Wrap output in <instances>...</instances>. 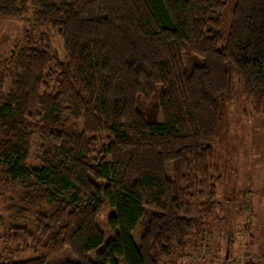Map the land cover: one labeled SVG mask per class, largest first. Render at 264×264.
Wrapping results in <instances>:
<instances>
[{
    "label": "trees",
    "instance_id": "trees-1",
    "mask_svg": "<svg viewBox=\"0 0 264 264\" xmlns=\"http://www.w3.org/2000/svg\"><path fill=\"white\" fill-rule=\"evenodd\" d=\"M228 1L0 0V16L24 17L39 37L0 73V196L23 186L36 230L11 224L0 242L41 250L0 264H161L185 249L203 222L180 211L199 195L211 212L213 143L234 75L264 114V0H236L225 38ZM66 248L76 260L61 258Z\"/></svg>",
    "mask_w": 264,
    "mask_h": 264
},
{
    "label": "rangeland",
    "instance_id": "rangeland-1",
    "mask_svg": "<svg viewBox=\"0 0 264 264\" xmlns=\"http://www.w3.org/2000/svg\"><path fill=\"white\" fill-rule=\"evenodd\" d=\"M235 2L229 0L222 12L221 30L225 38ZM24 16L29 17L30 14ZM32 35L35 39V33L30 30V24L24 17L0 16L1 74L6 76L13 68ZM35 40H39V37ZM51 43L53 50L64 56L62 41L53 31ZM1 88L0 95L8 88L7 79ZM223 98L219 135L213 143L214 167L210 176L216 186V194L211 201V212H204L201 205L208 196L202 199L195 195L185 201L181 214L199 217L203 223L188 237L183 251L175 248L173 255L161 264H264V114L255 112L252 101L247 98L235 75L233 87ZM69 124L73 127L79 125L74 119H70ZM167 173L173 175L172 164L167 165ZM12 204L28 208L27 216L13 219L9 211ZM38 209L25 196L23 186L4 191L0 196V217L3 220L0 233L11 224L25 225L35 231V213ZM113 213L114 208L106 203L98 219L99 226L107 234L106 242L114 236V230L107 223ZM143 225L144 220H141L132 234L136 242L139 241ZM30 245L29 248L16 247L3 240L0 242V259L5 256L23 260L41 253L36 242ZM97 251L89 256L95 259ZM60 256L63 259H77L69 248ZM118 264H123L121 259Z\"/></svg>",
    "mask_w": 264,
    "mask_h": 264
}]
</instances>
